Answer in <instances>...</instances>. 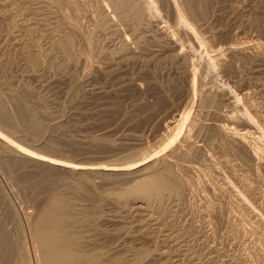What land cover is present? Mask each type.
I'll list each match as a JSON object with an SVG mask.
<instances>
[{"label":"rangeland","instance_id":"374dc122","mask_svg":"<svg viewBox=\"0 0 264 264\" xmlns=\"http://www.w3.org/2000/svg\"><path fill=\"white\" fill-rule=\"evenodd\" d=\"M0 114V264H264V0H0Z\"/></svg>","mask_w":264,"mask_h":264},{"label":"bare ground","instance_id":"6f19581e","mask_svg":"<svg viewBox=\"0 0 264 264\" xmlns=\"http://www.w3.org/2000/svg\"><path fill=\"white\" fill-rule=\"evenodd\" d=\"M0 116H1V114H0ZM5 118H6V116H5ZM23 153H25L26 155H28L30 157L37 158V159H40L43 161H47V162H50L52 164H58V165H62L64 167L65 166L74 167L73 164L71 165V163L63 162V161L61 162L59 160L49 158L50 156L49 157L38 156V155H35L31 152H28L27 150L26 151L24 150ZM121 168H123V167H121ZM158 179H159L158 177H154V178L150 179L149 181L143 183L140 186L141 191L144 193H149L151 190L157 189L160 185V182ZM63 212L64 211L62 209L61 204H59L56 201L53 202L50 206H48L46 209H44V211H43L44 216L39 221V224L35 228V236H36L37 240L44 247V252H42L43 253V263L44 264H82L83 262H85L87 260L92 261L94 263H97V261L100 257V255L98 253H92L90 255H86L83 253H75L74 252L75 249H73V247H71L69 245H61V246L57 245V243L60 242L61 239H63V238H64V240L67 239L66 233L59 234L57 232L59 228H62V222L65 218V214ZM3 243L5 244L4 240H3ZM3 243H2V245H4ZM0 260H1V258H0ZM104 264H122V263L120 260V256H116L113 258L112 262H110V263L104 262Z\"/></svg>","mask_w":264,"mask_h":264}]
</instances>
